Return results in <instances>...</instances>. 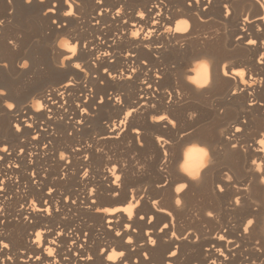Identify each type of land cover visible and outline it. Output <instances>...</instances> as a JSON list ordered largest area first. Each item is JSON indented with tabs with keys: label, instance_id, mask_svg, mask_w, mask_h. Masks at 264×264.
Instances as JSON below:
<instances>
[{
	"label": "bare ground",
	"instance_id": "1",
	"mask_svg": "<svg viewBox=\"0 0 264 264\" xmlns=\"http://www.w3.org/2000/svg\"><path fill=\"white\" fill-rule=\"evenodd\" d=\"M0 93V264H264V0H0Z\"/></svg>",
	"mask_w": 264,
	"mask_h": 264
},
{
	"label": "snow or ice",
	"instance_id": "2",
	"mask_svg": "<svg viewBox=\"0 0 264 264\" xmlns=\"http://www.w3.org/2000/svg\"><path fill=\"white\" fill-rule=\"evenodd\" d=\"M69 50L75 52V47H73V48H71ZM225 75H227V72L225 73ZM0 94H2V93H0ZM11 107H12V105H9V108H11ZM159 119L160 120H164V119H166V117L161 116V117H159ZM168 122H169V124H172L173 127H176V125L172 121H168ZM236 131L237 132H240L241 129L240 128H237ZM233 147H235V145H233ZM205 155H207V154L205 153ZM178 191H179V189H178ZM177 203H179V201H177ZM141 219H144V217H141ZM117 235H119V233H117Z\"/></svg>",
	"mask_w": 264,
	"mask_h": 264
},
{
	"label": "clouds",
	"instance_id": "3",
	"mask_svg": "<svg viewBox=\"0 0 264 264\" xmlns=\"http://www.w3.org/2000/svg\"><path fill=\"white\" fill-rule=\"evenodd\" d=\"M61 43H62V46H63V43H64V42L62 41ZM205 83H207V80H205ZM249 223H251V221H249ZM112 258H113V257H111V256L109 257V259H112ZM144 259H145V260L148 259L147 254H144Z\"/></svg>",
	"mask_w": 264,
	"mask_h": 264
},
{
	"label": "rangeland",
	"instance_id": "4",
	"mask_svg": "<svg viewBox=\"0 0 264 264\" xmlns=\"http://www.w3.org/2000/svg\"><path fill=\"white\" fill-rule=\"evenodd\" d=\"M231 59L233 60L234 58L231 57L230 59H227L226 62L229 61V60L231 61ZM102 121H104V120H101V122H102ZM107 149H109V148H107ZM104 150H105V149H104Z\"/></svg>",
	"mask_w": 264,
	"mask_h": 264
}]
</instances>
